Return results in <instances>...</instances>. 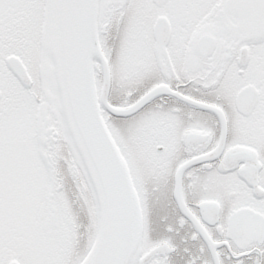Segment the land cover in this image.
<instances>
[{
	"label": "snow or ice",
	"instance_id": "6c2138e0",
	"mask_svg": "<svg viewBox=\"0 0 264 264\" xmlns=\"http://www.w3.org/2000/svg\"><path fill=\"white\" fill-rule=\"evenodd\" d=\"M0 264H264V0H0Z\"/></svg>",
	"mask_w": 264,
	"mask_h": 264
}]
</instances>
